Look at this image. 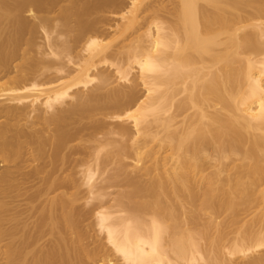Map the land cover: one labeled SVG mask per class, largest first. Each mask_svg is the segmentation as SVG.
Listing matches in <instances>:
<instances>
[{
	"label": "bare ground",
	"instance_id": "1",
	"mask_svg": "<svg viewBox=\"0 0 264 264\" xmlns=\"http://www.w3.org/2000/svg\"><path fill=\"white\" fill-rule=\"evenodd\" d=\"M261 250L264 0H0V264Z\"/></svg>",
	"mask_w": 264,
	"mask_h": 264
},
{
	"label": "rangeland",
	"instance_id": "2",
	"mask_svg": "<svg viewBox=\"0 0 264 264\" xmlns=\"http://www.w3.org/2000/svg\"><path fill=\"white\" fill-rule=\"evenodd\" d=\"M25 15V17L27 18V20H28V22L30 23L31 21H32V17H30V15L28 14V12L27 13H25L24 14ZM39 16L41 15V14H38ZM32 18V19H31ZM31 19V20H30ZM32 22H34V21H32ZM32 22L30 23V24H32ZM39 21L37 20V23H38ZM36 23V24H37ZM34 24V23H33ZM41 30V31H40ZM39 30V32L37 33V35H36V37H35V40H36V42L39 44V46H42L43 47V45H44V47H48V42H47V39H45V36H46V34H45V31L43 30V29H40ZM51 32V38H54V39H58L59 38V34L57 33V32H55V31H50ZM113 35V34H112ZM61 36V38H60V40L59 41H65L66 40V37L65 36H62V35H60ZM43 47V49H46V52H48V54H47V57L48 58H50L51 56H49V54H50V52H51V49L50 48H44ZM73 56H75V54H73ZM120 84V83H119ZM142 90V89H141ZM143 92H144V90H143ZM128 124V123H127ZM130 125V124H129ZM101 182V179H99L97 182ZM99 182V183H100ZM184 203H186V202H184ZM183 203V204H184ZM200 204V203H199ZM186 205V211L187 210H189V211H191L193 208H189V204H185ZM189 208V209H188ZM191 209V210H190ZM183 212H185V210H182ZM192 211H195V208L192 210ZM206 214V215H205ZM208 214H210L209 212H208ZM220 214H221V217H220ZM220 214H217V215H215V216H217L216 217V219H215V217L213 216V219H214V221L216 222V223H218V221L221 223V224H223L224 226L225 225H227V226H229L230 225V222L232 221V218H230V214L229 213H227V212H223V213H220ZM201 216H199V217H201V218H199V220H197V222L196 223H198V225H200V227H197V226H195V230H197V233H196V231H195V233L196 234H198V236H196V234H194L195 236H196V239H199V242H200V244H201V246H202V244H204V246L206 247L207 246V244L204 242V243H202L201 241H200V232L202 231V225H204V224H206L205 223V221L206 222H208L209 221V219H210V215L208 216L207 215V213H201L200 214ZM204 217H203V216ZM252 217H253V215H251V216H247V214H243V215H241L240 216V218H239V221H249V222H251V220H252ZM181 219H185L184 221H187L186 220V218H185V216H183V217H180ZM206 218V219H205ZM180 219V221H182ZM218 219V220H217ZM225 222V223H224ZM197 228V229H196ZM200 228V229H199ZM233 228V227H232ZM198 231H199V233H198ZM214 232H212V236L214 237V238H217V237H219V234L215 231V230H213ZM96 232V231H95ZM94 232V233H95ZM232 232V229H230V227H228V228H226V230H225V234H226V237H225V240L223 241L225 244H228L229 243V239L231 238V234H229V233H231ZM93 234V232H91V235ZM96 235V234H95ZM93 237H94V234L92 235ZM98 235H96V237H97ZM198 237V238H197ZM103 238V235H100L99 236V239H102ZM103 242H105L104 240H102ZM253 255H251L250 254V256H248L247 258H245V259H242V258H240V257H235V258H233V259H231V261H228L226 264H245V262H247L248 261V258H250L251 256L252 257H255V256H259V255H263L264 254V250H261V251H259V252H257V253H252Z\"/></svg>",
	"mask_w": 264,
	"mask_h": 264
}]
</instances>
